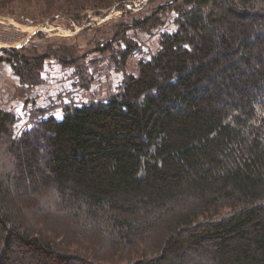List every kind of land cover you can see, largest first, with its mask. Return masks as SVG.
<instances>
[{"label": "trees", "instance_id": "trees-1", "mask_svg": "<svg viewBox=\"0 0 264 264\" xmlns=\"http://www.w3.org/2000/svg\"><path fill=\"white\" fill-rule=\"evenodd\" d=\"M170 12L176 30L106 102L40 107L18 137L0 107V264L13 245L39 264H264V0H177ZM167 15L122 23L118 52L100 50L124 71L143 47L127 30ZM30 46L0 49L18 92L43 83L51 58L86 78L74 47ZM230 52L240 57L224 62Z\"/></svg>", "mask_w": 264, "mask_h": 264}, {"label": "rangeland", "instance_id": "rangeland-1", "mask_svg": "<svg viewBox=\"0 0 264 264\" xmlns=\"http://www.w3.org/2000/svg\"><path fill=\"white\" fill-rule=\"evenodd\" d=\"M177 0H134V2L120 3L115 0L108 5L101 3L100 0H0V49L6 47H16L21 45L29 37L32 39L28 42L30 47H43L46 44L67 45L75 48L78 54L79 61L86 63L88 70L87 76L83 79L76 67H62L58 65L64 75H68L67 88L70 89L75 84V88H71V95L67 99H63V104H72L76 106L89 105L90 103H100L113 95L119 93L122 88L125 71L127 73L138 74L139 61L146 56H132L128 58L124 71H119L116 68L114 57L110 54L104 55L100 50L101 44L105 47L107 53H117L119 50L118 41H113L115 34L122 23H131L133 20L144 18L160 8L163 12L166 11L167 18L165 25L153 29L148 32L141 29L129 28L127 30V38L139 42L140 45L147 47L154 54L160 46V38L163 33H170L176 30V17L174 12L168 13L170 6ZM41 27L55 30L52 32L40 31L35 34V30ZM79 27V28H78ZM80 31H79V30ZM123 31V30H122ZM148 43L147 45L145 43ZM23 45V44H22ZM112 46V48H111ZM125 48V46H123ZM144 54V52L142 53ZM153 56V55H152ZM151 56V57H152ZM225 56V55H224ZM229 57V58H226ZM239 54L230 52L223 58L224 62L238 59ZM148 58V57H147ZM245 69L241 67L240 70ZM240 70H234V74ZM232 72V73H233ZM255 81V80H251ZM248 83V81L246 82ZM45 85L43 90L50 88L51 85L44 81L41 85ZM48 86V87H47ZM55 89V88H54ZM61 89V88H60ZM58 89L61 96L68 89ZM59 91H55V97L59 95ZM51 92V89H50ZM67 93V94H69ZM17 96L20 99H25L23 105H19L13 112L18 115V125L16 137L20 136L24 129L31 128V118L29 116L35 113L38 108L52 107L59 104L52 100V96L45 100H40L43 97L41 89L35 87L32 92H18ZM62 101V100H61ZM60 101V102H61ZM18 104V103H17ZM62 111L57 108L55 115L58 116ZM39 117L35 116V120ZM30 125V126H29ZM44 141H46L44 139ZM39 162H44L47 159L45 149H39ZM39 165V163H37ZM32 174L30 179H32ZM34 195H36L34 193ZM49 201V200H48ZM188 237V236H185ZM3 241L0 240V254L3 255ZM14 253L12 259L7 260V264H39L38 259L33 257V254L21 252L14 245L10 248ZM189 256V255H187ZM9 257V255H8ZM185 259V260H184ZM188 259V261H187ZM185 261L186 264H198V257H173L174 263Z\"/></svg>", "mask_w": 264, "mask_h": 264}, {"label": "crops", "instance_id": "crops-1", "mask_svg": "<svg viewBox=\"0 0 264 264\" xmlns=\"http://www.w3.org/2000/svg\"><path fill=\"white\" fill-rule=\"evenodd\" d=\"M61 69L60 67H58V65H52L49 71L44 76V82L46 84L49 83V85H51L50 88L43 90V87H46L44 84L37 86V88L41 89L42 91L43 97L40 96L41 102L42 100H45V99H47L48 101L49 96H52V100L55 101L56 103L58 102L60 103V101L62 100L61 97H63L64 100L70 97L68 95L69 94L71 95V93H69L71 88L74 89L76 86L74 84L72 87H70V89L67 88V85H66L67 83L65 82V79L67 80L69 79L68 78L69 74L64 75ZM18 87H19V79L17 76L14 75L11 67L4 62H0V107L1 108L7 111H14L18 108L19 105H23L25 103V99L24 100L20 99L19 96H17ZM60 88L61 89L63 88L64 90L65 89H68V90L63 92V94L65 93L63 96H61L62 93L59 94L57 97L53 96L52 89L58 90ZM50 89H51V92H50ZM62 115H63V112L61 111L57 117L61 118Z\"/></svg>", "mask_w": 264, "mask_h": 264}, {"label": "built area", "instance_id": "built-area-1", "mask_svg": "<svg viewBox=\"0 0 264 264\" xmlns=\"http://www.w3.org/2000/svg\"><path fill=\"white\" fill-rule=\"evenodd\" d=\"M146 2L148 3L149 0H146ZM39 30H43L45 32H52V31L59 30V29H56L55 28L54 30H51V29H46L45 27H41V28H39ZM145 44L147 45L148 43L146 42ZM143 52H144V54H142ZM134 56H136V57H138V56H146V57H143V58L145 60H150L151 59V56H152V53L149 51V49L147 47H144V45H143V47L141 48V51L135 52V55ZM54 63H56V60L55 59H49V60H47L45 62V72H44V75H46V73L49 71V69L51 68V66L54 65Z\"/></svg>", "mask_w": 264, "mask_h": 264}, {"label": "water", "instance_id": "water-1", "mask_svg": "<svg viewBox=\"0 0 264 264\" xmlns=\"http://www.w3.org/2000/svg\"><path fill=\"white\" fill-rule=\"evenodd\" d=\"M23 46V45H22ZM10 48V47H9Z\"/></svg>", "mask_w": 264, "mask_h": 264}]
</instances>
